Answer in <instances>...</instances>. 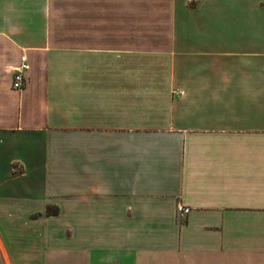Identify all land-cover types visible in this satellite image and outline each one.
I'll return each mask as SVG.
<instances>
[{"label": "crops", "instance_id": "1", "mask_svg": "<svg viewBox=\"0 0 264 264\" xmlns=\"http://www.w3.org/2000/svg\"><path fill=\"white\" fill-rule=\"evenodd\" d=\"M0 264H264V0H0Z\"/></svg>", "mask_w": 264, "mask_h": 264}, {"label": "built area", "instance_id": "2", "mask_svg": "<svg viewBox=\"0 0 264 264\" xmlns=\"http://www.w3.org/2000/svg\"><path fill=\"white\" fill-rule=\"evenodd\" d=\"M29 67V64L24 55L21 56L20 62L14 67L12 75V86L16 89H21L25 83L26 70ZM181 213L188 211L189 207L185 205H179L178 207Z\"/></svg>", "mask_w": 264, "mask_h": 264}]
</instances>
